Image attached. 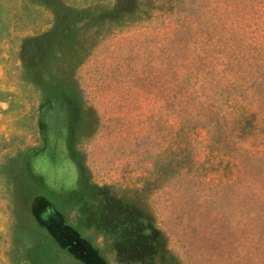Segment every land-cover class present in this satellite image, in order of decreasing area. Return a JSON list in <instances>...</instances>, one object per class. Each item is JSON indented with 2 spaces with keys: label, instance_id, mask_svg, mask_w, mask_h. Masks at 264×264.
Wrapping results in <instances>:
<instances>
[{
  "label": "rangeland",
  "instance_id": "1",
  "mask_svg": "<svg viewBox=\"0 0 264 264\" xmlns=\"http://www.w3.org/2000/svg\"><path fill=\"white\" fill-rule=\"evenodd\" d=\"M115 2L0 0V264H264V0Z\"/></svg>",
  "mask_w": 264,
  "mask_h": 264
},
{
  "label": "trees",
  "instance_id": "2",
  "mask_svg": "<svg viewBox=\"0 0 264 264\" xmlns=\"http://www.w3.org/2000/svg\"><path fill=\"white\" fill-rule=\"evenodd\" d=\"M132 2L133 0H116L110 10L112 12H116L117 14L120 13L119 15H121L122 18L121 21L128 20V18L137 14L132 10V8H130L132 6Z\"/></svg>",
  "mask_w": 264,
  "mask_h": 264
}]
</instances>
